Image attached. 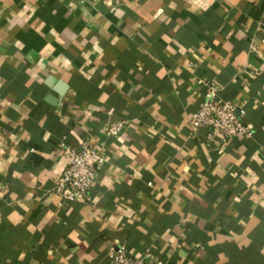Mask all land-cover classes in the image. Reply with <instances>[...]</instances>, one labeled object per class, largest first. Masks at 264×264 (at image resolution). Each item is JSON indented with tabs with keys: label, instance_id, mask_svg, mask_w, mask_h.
Returning a JSON list of instances; mask_svg holds the SVG:
<instances>
[{
	"label": "crops",
	"instance_id": "1",
	"mask_svg": "<svg viewBox=\"0 0 264 264\" xmlns=\"http://www.w3.org/2000/svg\"><path fill=\"white\" fill-rule=\"evenodd\" d=\"M261 20L264 0H0V264H114L122 242L264 264ZM204 81L251 137L191 128ZM63 137L104 148L91 199L53 191Z\"/></svg>",
	"mask_w": 264,
	"mask_h": 264
},
{
	"label": "built area",
	"instance_id": "2",
	"mask_svg": "<svg viewBox=\"0 0 264 264\" xmlns=\"http://www.w3.org/2000/svg\"><path fill=\"white\" fill-rule=\"evenodd\" d=\"M260 23L264 24V21L261 20ZM260 54L264 66V54ZM203 85L205 86L203 98L191 115V128L196 130L201 125H208L223 140L251 137L253 131L244 121L246 112L244 102L219 98L218 84L204 81ZM125 125L126 120L122 118L110 122L107 126V134L117 135ZM59 145L68 161L59 173L53 191L69 201L91 199L90 191L97 182L98 167L108 161L104 148L83 137L79 146L68 143L64 137ZM150 256L149 248L140 255L129 253L124 242L109 249V257L114 264H146Z\"/></svg>",
	"mask_w": 264,
	"mask_h": 264
}]
</instances>
